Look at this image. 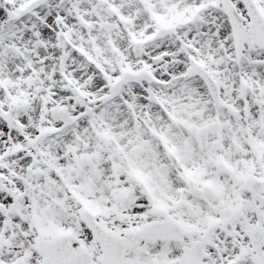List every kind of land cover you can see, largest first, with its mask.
<instances>
[{"label": "snow or ice", "instance_id": "snow-or-ice-1", "mask_svg": "<svg viewBox=\"0 0 264 264\" xmlns=\"http://www.w3.org/2000/svg\"><path fill=\"white\" fill-rule=\"evenodd\" d=\"M0 264H264V0H0Z\"/></svg>", "mask_w": 264, "mask_h": 264}]
</instances>
